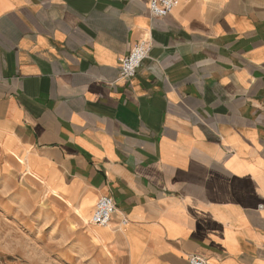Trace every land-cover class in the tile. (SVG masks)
I'll use <instances>...</instances> for the list:
<instances>
[{
    "label": "crops",
    "instance_id": "0c3cea01",
    "mask_svg": "<svg viewBox=\"0 0 264 264\" xmlns=\"http://www.w3.org/2000/svg\"><path fill=\"white\" fill-rule=\"evenodd\" d=\"M0 153L79 262L264 264V0H0ZM100 197L107 227L79 215Z\"/></svg>",
    "mask_w": 264,
    "mask_h": 264
},
{
    "label": "rangeland",
    "instance_id": "374dc122",
    "mask_svg": "<svg viewBox=\"0 0 264 264\" xmlns=\"http://www.w3.org/2000/svg\"><path fill=\"white\" fill-rule=\"evenodd\" d=\"M18 165L0 153V263L86 264L72 258L71 235L50 219L48 198Z\"/></svg>",
    "mask_w": 264,
    "mask_h": 264
},
{
    "label": "built area",
    "instance_id": "2783aa9c",
    "mask_svg": "<svg viewBox=\"0 0 264 264\" xmlns=\"http://www.w3.org/2000/svg\"><path fill=\"white\" fill-rule=\"evenodd\" d=\"M177 3L178 0H149L151 18L154 20L165 18L173 11ZM151 47L152 43L149 40H142L134 45L120 60L119 77L126 80L134 78L143 61L148 58ZM256 211L264 214V202L257 205ZM114 214H116V206L113 200L109 197H100L94 206L89 224L97 227H107L110 225L111 218ZM125 224L126 219H122L120 226H124ZM187 263L212 264L208 260L198 256H189Z\"/></svg>",
    "mask_w": 264,
    "mask_h": 264
},
{
    "label": "bare ground",
    "instance_id": "6f19581e",
    "mask_svg": "<svg viewBox=\"0 0 264 264\" xmlns=\"http://www.w3.org/2000/svg\"><path fill=\"white\" fill-rule=\"evenodd\" d=\"M15 160L17 161V163H18L19 165L22 166L21 168L24 169V171H26L29 175H31V177H36V176L33 175V173L31 172L30 166H29L28 163L24 160V158H20V157H17V156H16ZM53 193H55L54 190H53ZM69 201H70V200H69ZM79 215H80V217L83 219V221H84L85 223H89V222H88L89 220L86 218V216H85L84 214H82V213L79 212ZM90 217H91V213H90V215H89V219H90Z\"/></svg>",
    "mask_w": 264,
    "mask_h": 264
}]
</instances>
